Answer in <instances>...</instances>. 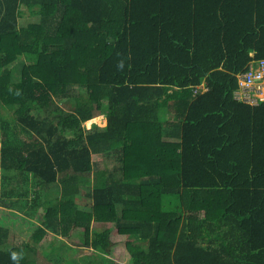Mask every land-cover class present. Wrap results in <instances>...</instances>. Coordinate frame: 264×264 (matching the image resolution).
Returning a JSON list of instances; mask_svg holds the SVG:
<instances>
[{"label":"trees","instance_id":"16d2710c","mask_svg":"<svg viewBox=\"0 0 264 264\" xmlns=\"http://www.w3.org/2000/svg\"><path fill=\"white\" fill-rule=\"evenodd\" d=\"M253 58L264 0H0V202L33 219L10 246L0 224V264L47 231L97 253L63 264H123L112 226L129 264H264V99L234 94Z\"/></svg>","mask_w":264,"mask_h":264},{"label":"rangeland","instance_id":"374dc122","mask_svg":"<svg viewBox=\"0 0 264 264\" xmlns=\"http://www.w3.org/2000/svg\"><path fill=\"white\" fill-rule=\"evenodd\" d=\"M29 19L28 16V11L24 10L23 15H21L19 17V23L20 24H25ZM18 61H23L25 63L31 64L34 63L36 61V54H32V53H20L17 56V60L14 61L13 63L16 64V62ZM79 89H83V87H80ZM58 104L63 108V109H68L71 110L72 109V104L71 102H63L60 101L58 102ZM1 113L4 116H7L9 118H11L13 116L12 114V110L4 108V107H0ZM33 113H35V110L32 111ZM95 119L91 120L87 123L86 120L82 122V126L83 128H89L92 123H95L97 125L100 126H104L106 124V118L102 115V114H98L96 116H94ZM93 117V118H94ZM71 132H68V134H71ZM92 158L93 159H98L100 160V163L102 162L103 165H110L113 163V158L107 159V158H103L102 154L99 153H92ZM0 180H1V169H0ZM92 184V183H90ZM59 188L60 186L58 184L56 185H50L47 188H43L42 190H46V191H50L53 195L54 194H58L59 193ZM87 190L86 186H83L81 189V192L78 195V200L82 203V205H80V208H84L86 210H91L90 209V203L88 202V200L85 198L84 196V191ZM2 199V198H0ZM6 199V198H5ZM9 202V200H8ZM7 202V203H8ZM3 203V202H1ZM6 214V213H5ZM13 219L15 222L16 227H21L22 225V221L26 222V219H24L23 217L19 216L16 213H12L10 212L9 214L3 215L2 219ZM31 220V219H30ZM33 220V219H32ZM105 226H109V223L107 222H91L90 228H97L98 230L104 228ZM111 227V226H110ZM62 235L56 234L55 232H49L48 233V237H41L43 239H46V241L44 242V244H47V241H49V243H51V245L56 246V248H54V251L57 252L55 253L53 252H47L44 256L41 255L42 252V248H44V246H42L41 242H34V246L36 247V252L34 254V259H35V264H51L52 260L58 259L57 264H63L65 261V257L66 258H73L75 260H78L79 258H81V256H83L84 254L90 255L92 254V256H95L97 253L94 252V249H92L90 246H79L77 248H73L70 246V239H68L67 236H63V239L67 240V245L63 244L64 242L66 243L65 240H61L60 237ZM91 236V235H90ZM110 252L107 254V258L108 260L110 259H114L116 261H118L119 263H123V264H129V253L128 250L126 249L125 246V236L119 235L116 232V229L114 226L111 227L110 230ZM40 238V239H41ZM9 242V241H8ZM4 245H7V243H5ZM1 248V246H0ZM48 248H46L45 250H47ZM63 253L66 254L64 255L65 257H63ZM61 255V257L59 256ZM67 260V259H66ZM80 264H84V261H82V263ZM94 264V263H91Z\"/></svg>","mask_w":264,"mask_h":264},{"label":"built area","instance_id":"2783aa9c","mask_svg":"<svg viewBox=\"0 0 264 264\" xmlns=\"http://www.w3.org/2000/svg\"><path fill=\"white\" fill-rule=\"evenodd\" d=\"M238 87L234 90L235 97L248 102L264 99V58H253L248 61L243 71L236 74ZM205 89L202 81L193 91Z\"/></svg>","mask_w":264,"mask_h":264},{"label":"crops","instance_id":"0c3cea01","mask_svg":"<svg viewBox=\"0 0 264 264\" xmlns=\"http://www.w3.org/2000/svg\"><path fill=\"white\" fill-rule=\"evenodd\" d=\"M94 119H95V117L94 118L93 117L91 118V120H94ZM0 193H1V191H0ZM10 212L16 213V214H18L21 217L24 216V214H23L24 212L23 211L17 209L16 207H12V205L9 204V202L8 203H2V204L0 202V224L3 225L4 228L7 230V237L5 239L4 244L7 243V245L10 246L12 244H16V243H19V242H22V241H29V240H31V236H32V231H31L32 230V223H31L32 217H27L28 219H26V222H23L22 221L21 227H19V226L16 227L15 222H14L13 219H8V218L2 219V216L3 215L9 214ZM30 219H31V221H30ZM92 221L93 220H91V222ZM49 232L51 233L52 231H47V233H45L43 235V237L47 238ZM59 235H61V234H59ZM60 239L62 240L63 239V236H61ZM68 239H70V238L68 237ZM63 240H65V239H63ZM45 241H46V239L41 238V239H39L37 241V243L38 242H41L42 243V246H44L45 245L44 244ZM65 241L67 243V240H65ZM69 241H70V245L71 246H74L75 248H77L79 246H82L80 244H76L74 241L72 242V240H69ZM1 247H3V246H1ZM46 248H48V249L45 250ZM49 250H50V243H49V241H47V244L44 246V248H42L41 255L44 256L47 252H49ZM84 255H87V254H84ZM80 263H82L81 260H79V264ZM84 264H87V262L84 261Z\"/></svg>","mask_w":264,"mask_h":264},{"label":"clouds","instance_id":"9594fccd","mask_svg":"<svg viewBox=\"0 0 264 264\" xmlns=\"http://www.w3.org/2000/svg\"><path fill=\"white\" fill-rule=\"evenodd\" d=\"M12 258H13V260L18 259L17 255L15 253L12 254Z\"/></svg>","mask_w":264,"mask_h":264},{"label":"bare ground","instance_id":"6f19581e","mask_svg":"<svg viewBox=\"0 0 264 264\" xmlns=\"http://www.w3.org/2000/svg\"><path fill=\"white\" fill-rule=\"evenodd\" d=\"M87 123L89 122V120L86 121Z\"/></svg>","mask_w":264,"mask_h":264}]
</instances>
